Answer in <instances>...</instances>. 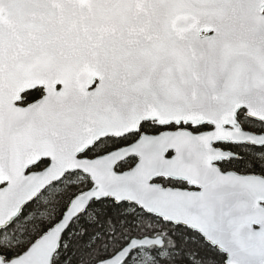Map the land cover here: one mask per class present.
<instances>
[{"label":"snow or ice","instance_id":"1","mask_svg":"<svg viewBox=\"0 0 264 264\" xmlns=\"http://www.w3.org/2000/svg\"><path fill=\"white\" fill-rule=\"evenodd\" d=\"M0 264H264V0H0Z\"/></svg>","mask_w":264,"mask_h":264}]
</instances>
